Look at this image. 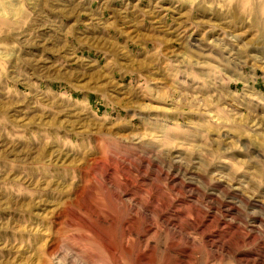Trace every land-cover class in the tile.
Masks as SVG:
<instances>
[{
  "label": "rangeland",
  "instance_id": "obj_1",
  "mask_svg": "<svg viewBox=\"0 0 264 264\" xmlns=\"http://www.w3.org/2000/svg\"><path fill=\"white\" fill-rule=\"evenodd\" d=\"M21 2L37 27L29 47L21 50L30 55L18 71L27 73L29 87L44 93L45 104L58 93L67 96L76 119L68 128L64 121L70 118L60 115L56 128H49L48 113L33 109L32 116L44 117L40 126L19 132L8 126L23 138L0 160V244L9 243L0 258L14 256L11 246L19 242L51 264L61 236L72 232L75 239L66 248L83 264H122L121 258L127 264H264V173L253 168L233 181L221 179L237 164L229 154L213 162L206 174L196 165H174L169 171L147 149L110 143L102 128L91 130L93 117L105 113L113 122L123 117L126 123L134 115L126 109L142 102L154 111L145 113L144 120L132 119V130L148 134L166 122L176 135L191 137L184 147L206 142L192 136L207 118L192 111L188 99L174 106L153 100L152 93L176 100L196 97L197 107L212 98L233 117L264 123V40L249 50V56L258 58L255 63L221 64L213 52L190 71H174L177 55L199 53L205 35L227 42L231 30L227 25L215 31L199 26L202 19H211L213 28L220 23L202 12L193 14L192 24L185 23L186 6L177 0H17ZM77 73H85L88 81L117 83L107 91L102 84L85 87ZM166 108L174 110L162 111ZM118 134L128 133L121 129ZM45 139L64 140L78 149L60 156L51 148L41 153ZM249 179L257 185L251 191L241 184ZM69 184L72 191L66 193ZM18 229L30 231L20 234Z\"/></svg>",
  "mask_w": 264,
  "mask_h": 264
},
{
  "label": "clouds",
  "instance_id": "obj_2",
  "mask_svg": "<svg viewBox=\"0 0 264 264\" xmlns=\"http://www.w3.org/2000/svg\"><path fill=\"white\" fill-rule=\"evenodd\" d=\"M179 5L186 6V11L182 17L185 23L192 24L193 14L202 12L205 16L215 17L220 21L216 28L212 27L211 19H202L196 23L201 27H208L215 31L217 28H227L231 30V35L224 40H209L207 35L204 37V45L200 47L199 53L192 51L183 52L177 55L171 64L174 71H190L196 66L201 58H211L213 52H216L220 58L221 64L229 66L246 65L251 59L255 63L257 57L249 56V50L258 41L264 40V0H177ZM86 11V10H82ZM34 18L28 12L26 6L17 0H0V160L6 159V154L15 151L16 142L23 137L8 131L10 125L15 132L22 128L37 125L40 126L44 117L32 116L33 109H39L48 113V127L56 128L60 115L69 117L64 124L71 128L70 120L76 119L73 115L75 111L73 104L68 102V97L58 93L56 100L44 103V93L38 92L35 87H29L27 73L21 74L18 69L24 64L26 56L30 52L27 49L28 41L32 40L34 35ZM248 37L243 40L242 38ZM63 48H61V52ZM59 55L60 53H55ZM201 68H208L209 65L201 64ZM213 76L219 78V73L213 71ZM81 78V84L85 87L102 84L104 90L116 85V81L111 83H102L99 80L88 81L85 73H77ZM23 85V91L21 90ZM152 99L155 101H170L174 106L181 105L185 99L189 100V107L192 111H199L207 118V123L202 127L192 130V136L205 138L206 142L195 149L186 148L184 145L191 139L189 136H178L174 128L165 126L162 129H152L148 134L143 131L132 130L131 120H144L145 113H152L154 109L148 103H135L126 109L134 115L131 118H119L113 122L111 116L107 113L103 117H93L92 129L102 128L107 133L106 140L110 143L130 145L132 147L140 146L148 150L151 159L156 160L161 167L167 166L171 170L174 165H180L181 168H191L196 165V170L206 174L210 165L225 154L231 155L233 160L237 161L236 166L232 168L229 176L220 177L221 179L233 181L241 173L248 174L250 169H256V174L264 173V123L257 121L255 124L239 117H233L231 113L223 109H218L209 98L207 102L201 103L199 107L193 102L199 98H186L181 96L179 100L174 99L168 94L156 95L152 93ZM60 106L54 110V105ZM174 108L162 109L165 112H171ZM178 110V109H175ZM90 115V114H89ZM31 117V118H30ZM116 127L113 129V124ZM79 125V121H77ZM121 129H125L128 134L119 135ZM79 126L73 129L78 131ZM210 134H215L216 139H207ZM87 136V133H82ZM86 148V145L83 146ZM49 148L53 150L54 156L64 155L69 149L73 154L78 149L77 145L65 142L64 140L45 139L41 147V153ZM179 150L181 154L173 155V152ZM234 153L243 154L238 158ZM111 154V153H110ZM19 155V153H17ZM199 155V159H194ZM243 164V167L240 165ZM11 175V173H9ZM249 191L256 187L254 180L249 179L245 184ZM15 191V189H12ZM21 192L23 189L20 190ZM66 193L72 191L71 184L64 188ZM4 202H0L3 204ZM131 204V201H129ZM18 233L24 234L29 229H18ZM71 237V239H70ZM75 239L72 232L61 236L62 244L59 251L52 257L51 264H83L79 255H74L73 251L67 250L66 245L72 243ZM9 250V243L0 244V254ZM15 255L8 259L0 258V264H45L43 257L38 251H33L27 247L21 248L19 242L11 246ZM21 251L24 255L21 256ZM122 264H127L125 258H121Z\"/></svg>",
  "mask_w": 264,
  "mask_h": 264
}]
</instances>
